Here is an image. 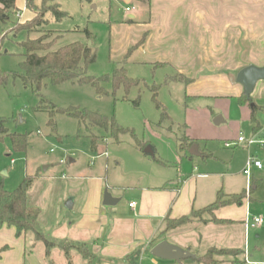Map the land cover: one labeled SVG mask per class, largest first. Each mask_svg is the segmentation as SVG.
Segmentation results:
<instances>
[{
    "label": "rangeland",
    "instance_id": "1",
    "mask_svg": "<svg viewBox=\"0 0 264 264\" xmlns=\"http://www.w3.org/2000/svg\"><path fill=\"white\" fill-rule=\"evenodd\" d=\"M263 1L260 0V4ZM32 2L40 7L42 0ZM53 2L66 17L56 22L46 16L48 23L36 27L39 32L28 33L17 29L18 25L28 23L39 14L38 8L27 7L26 0H16L15 9L8 13V21L0 22V125L6 129L5 132L0 130V185L6 191H13L26 176L36 177L28 192L27 202L39 209L38 224L46 236L63 235L68 224L83 220L85 213L79 212V206L84 189L86 185L90 186V194H93L98 179L104 181V190L111 196L120 190L151 183L150 178L156 170L164 177L175 174L177 170H181L184 176L192 172L200 175L226 173L222 179L223 192L239 193L245 188V179L240 174L244 155H233L238 151L246 153L245 150H224L216 142L215 151L221 161L200 159L198 165L195 160L191 163L181 156L179 139L185 135L194 136L200 129L198 115L204 110L216 111L224 105L213 98H188V79L175 77V80L176 72L172 66L158 65L163 58L170 57L167 52L150 54L151 59L147 62H131L130 58L125 57L127 50L122 52L123 45L130 43L122 25L128 24L130 16L135 17V22L148 17L142 3H127L125 0ZM126 8L129 10L126 11ZM17 14L21 16L18 18ZM44 30L54 32L49 41L57 37L53 51L76 42L91 47L95 61L87 66L86 75L111 77L114 70L122 66L126 76L135 84L113 90L110 83H104L101 85L102 92L75 81L54 85L44 80L39 90L32 84H24L20 79L25 55L22 43L27 39L39 38ZM162 107L169 119L161 120ZM71 108L84 115L97 114L106 118V130L92 125L87 117L76 119L59 112ZM112 124L121 129L116 138L110 128ZM183 125H187V128L184 129ZM8 133L25 136V151L13 150ZM93 140L96 151L92 149ZM144 143L145 147L154 150L153 157L144 155L136 147V144ZM249 155L264 167L263 148L252 147ZM251 174L247 188L254 183L257 188L252 192V199L244 201L245 209L250 217L262 219L263 226L250 232L245 247L250 252H256L264 261V171L252 170ZM90 178L93 180L89 185ZM212 184L210 180L199 183V195L210 196ZM217 187L219 189L220 186ZM213 195L209 203L214 200ZM71 197L76 200L75 206L67 210L64 203ZM202 230L203 227H200L199 232ZM26 236L28 251L32 252L36 264H48V260L43 261L39 255L43 244L36 242L32 234ZM61 242L69 253H78L70 248L76 245L80 250L88 249V259L95 256L84 243ZM205 244L204 239L201 247L192 249L195 255L206 253ZM52 256L53 264H65V258L60 253ZM168 262L171 261H157L158 264ZM72 264H80V260L75 256ZM182 264H192V261L188 259Z\"/></svg>",
    "mask_w": 264,
    "mask_h": 264
},
{
    "label": "crops",
    "instance_id": "2",
    "mask_svg": "<svg viewBox=\"0 0 264 264\" xmlns=\"http://www.w3.org/2000/svg\"><path fill=\"white\" fill-rule=\"evenodd\" d=\"M125 1L131 3L133 0ZM142 4L148 17L142 19L139 11L140 21L135 22V17L130 16L132 23L122 25L124 35L130 39V43L123 45L122 52H128L130 44L132 48L139 42V47L128 56L131 62H147L151 59L150 54L167 52L170 57L163 58L158 65H170L175 69V75L188 79V98H213L224 105L216 111L204 110L198 115L200 129L194 136H184L188 141L181 156L191 163L195 160L198 165L200 159L221 161L215 151L214 144L217 142L224 150L246 151L233 153L234 156L244 155L241 162L243 170L250 149L257 146L225 148L224 143L234 142L240 135L250 137L264 130V81L255 85L250 104L242 102V97H245L243 88L235 82L236 74L242 68H264V1L260 4V0H149ZM254 107L257 109L252 121L251 110ZM216 116L222 118L218 126L212 122ZM185 127L187 125H183ZM240 174L245 179V188L239 193H225L221 187L226 173L200 175L192 172L184 176L181 170H177L175 174L164 177L156 170L150 178L151 183L112 195L119 200L112 207L102 205L104 181L98 179L93 194H90V186L86 185L84 189L79 206V212L85 213L83 220L68 224L63 235L51 236V239L84 243L94 252L92 259L83 258L76 252L69 253L71 264L75 256L80 264H131L129 256L137 250L140 254L135 264H158L159 259L151 256L150 250L159 242L166 241L198 256L192 249L201 247L204 239L206 252L211 248L239 250L238 259L242 264H264L256 252H250L245 247L250 232L259 229L246 231L244 226L245 219L250 217L244 201L252 199L257 184H251L248 189L251 178L244 176L242 171ZM92 180L88 181L89 185ZM203 180L213 183L210 196L199 195L198 184ZM217 186H220L219 189ZM218 192L226 196H244L241 205H228L214 211V217L221 223L194 221L185 227L165 231L166 218L177 220L188 217L192 212L212 204ZM212 194L214 200L209 203ZM71 198L75 206L76 200ZM130 204H134L133 207H129ZM200 227H203L202 232H199ZM26 241L27 236H15L14 228L0 226V248L7 247L0 254V264H36ZM57 252L65 258L58 248H53L45 257L44 246L40 248L39 255L43 261L53 264L52 255ZM214 258L218 261L216 264H232L230 256ZM189 259L192 264H197L194 258ZM183 261L167 264H182Z\"/></svg>",
    "mask_w": 264,
    "mask_h": 264
},
{
    "label": "trees",
    "instance_id": "3",
    "mask_svg": "<svg viewBox=\"0 0 264 264\" xmlns=\"http://www.w3.org/2000/svg\"><path fill=\"white\" fill-rule=\"evenodd\" d=\"M32 1L33 0H26L27 7L38 8L39 14L33 17V19L28 23L18 25L17 29L19 31H26L28 33L38 31L36 27L40 26L41 24L48 23V20L45 19L46 16H50L56 22H59L66 17V14L59 9L57 4H54L53 0H42L40 7L34 6ZM133 1L138 3L149 2V0ZM15 2L16 0H0V22L5 23L8 21V13L15 9ZM128 23H132V21L128 20ZM41 33L42 35L39 38L34 40L27 39L22 43V46L25 49V55L24 61L22 63L23 75L20 76V79L24 84H32L37 90H39L40 85L44 80H47L54 85L75 81L79 84L90 85L99 92L103 91L101 85L104 83H110L113 90L119 88L120 86L129 88L135 84L126 76V71L122 66L119 68L117 67L111 77L102 76L94 78L86 75L87 66L95 61V53L92 51L91 47L83 43L76 42L64 45L53 51L52 47L57 37L50 41L49 37L54 32L51 30H44L41 31ZM140 44L141 42L130 48L126 54V57H128L134 49L138 48ZM175 77L182 76L176 74L173 79H175ZM242 102L250 104L252 103V100L251 98L246 99L245 97H242ZM157 107L160 108L159 105H157ZM256 109L257 108L254 107L251 110L252 121H254L253 115ZM161 110V120L169 119L163 107ZM59 112L76 119L87 117L89 118L92 125L105 130L108 126L107 119L97 114L84 115L82 112L75 110L74 108L69 110H60ZM110 128L112 129L113 136L116 138L121 129L116 127L114 124H112ZM0 130L1 132L6 131V129H4L1 125ZM7 137L10 138L13 150L25 151V136L8 133ZM179 141L180 150L183 151L188 140L183 136L179 139ZM145 146L146 143L141 145L136 144V147L141 151L145 148ZM92 149L96 151L94 140L92 141ZM35 178L36 177L33 176H26L13 191H6L3 189L2 185H0V226L14 228L16 237L32 234L33 239L36 242H41L43 244L45 248V257L49 256V253L53 248H58L63 252L67 264H71L68 249L61 241L53 240L42 232L38 224L40 211L37 207L31 206L27 202V195ZM243 198V194L226 196L222 192H218L216 199L212 204L201 210L192 212L190 216L182 217L177 220L166 218L165 231H171L177 228L185 227L194 221H199L203 224L209 222L221 223V220H217L214 217V211L228 205H241ZM204 216H207L208 218H204ZM155 241L156 240H154V242ZM70 248H74L83 258L88 259L90 255L87 248H84L85 250H80V248L76 245H71ZM6 249L7 247L0 248V254ZM139 254L140 250H137L134 252V254L129 256L131 264H135ZM240 254L241 252L239 250L211 248L203 256H194V259L198 264H216L218 261L214 257L230 256L232 257V264H242V262L238 259Z\"/></svg>",
    "mask_w": 264,
    "mask_h": 264
},
{
    "label": "water",
    "instance_id": "4",
    "mask_svg": "<svg viewBox=\"0 0 264 264\" xmlns=\"http://www.w3.org/2000/svg\"><path fill=\"white\" fill-rule=\"evenodd\" d=\"M90 45V44H89ZM259 81H264V68H257L254 66H247L242 68L235 77V82L242 86L243 94L246 99L250 98L251 93L254 90L255 85ZM221 116L214 119L213 124L218 126L221 120ZM146 156L153 157L154 150L151 147H145L142 150ZM191 152V151H189ZM118 199L113 198L106 190L104 191L102 198V205L105 207H112L118 203ZM73 206V199L70 198L64 203V207L67 210H71ZM150 255L163 261H174L180 263L181 261L189 258H194L190 252L180 249L177 246H173L166 241H161L156 244L150 250Z\"/></svg>",
    "mask_w": 264,
    "mask_h": 264
},
{
    "label": "built area",
    "instance_id": "5",
    "mask_svg": "<svg viewBox=\"0 0 264 264\" xmlns=\"http://www.w3.org/2000/svg\"><path fill=\"white\" fill-rule=\"evenodd\" d=\"M126 11L129 9L126 8ZM16 17H20V14H17ZM240 145H245L248 147L257 146L264 149V130L261 131L260 134L252 135L250 137H244L242 135L238 136L234 142H225V148H232ZM264 171V167L262 164L252 157H249L245 163V166L242 170V174L246 176L248 179L250 177V173L252 169ZM134 204H130L129 207H133ZM263 225V221L257 217H247L244 222L245 230L248 231L250 229L260 228Z\"/></svg>",
    "mask_w": 264,
    "mask_h": 264
}]
</instances>
